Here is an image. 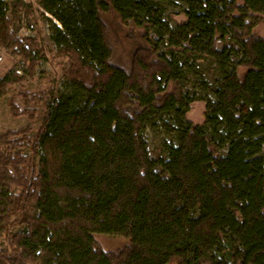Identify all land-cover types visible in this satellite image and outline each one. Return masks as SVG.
<instances>
[{
  "label": "trees",
  "instance_id": "16d2710c",
  "mask_svg": "<svg viewBox=\"0 0 264 264\" xmlns=\"http://www.w3.org/2000/svg\"><path fill=\"white\" fill-rule=\"evenodd\" d=\"M162 1L186 5L174 30L160 0H38L63 28L64 91L9 101L30 122L0 132V264H264V0ZM8 11L0 51L24 66L0 76V100L49 57ZM206 61L219 78L195 124L187 77ZM158 124L174 139L154 156Z\"/></svg>",
  "mask_w": 264,
  "mask_h": 264
},
{
  "label": "rangeland",
  "instance_id": "374dc122",
  "mask_svg": "<svg viewBox=\"0 0 264 264\" xmlns=\"http://www.w3.org/2000/svg\"><path fill=\"white\" fill-rule=\"evenodd\" d=\"M9 5L8 18L11 21L16 36L20 39H31L40 45L49 54L48 60L41 59L36 69V75L33 79L27 78L22 87L16 85L10 89L8 96L0 100V132L9 130H18L28 124L30 119L27 116L15 117L10 112L9 101L12 97L22 104L17 94L21 89H27L33 92L48 87L52 82L57 84L56 91L59 93L64 91L65 79L61 71V58L52 39L51 23L59 29H63L61 24L52 15L47 14L41 8L38 0H4ZM160 7L164 12V21H166L172 30L177 24L183 20L186 5L178 1H162ZM52 24V25H53ZM264 35V26L260 29ZM17 62V63H16ZM12 60L5 53L0 51V76L6 71L15 67L16 63L22 70L24 61L21 58ZM19 75H23V70ZM219 78L214 70V65L210 61L204 62L195 71L187 77V89L192 91L197 100L192 104L191 111L187 114V118L195 123L202 124L206 111L205 100L214 99L211 92L204 91L202 87L205 83L212 85ZM42 108L39 109L38 115L33 120V133L35 134L43 122ZM170 118H167L168 121ZM145 136L149 145L150 152L154 156L164 154L165 145L174 139V135L168 132L162 124H158L155 130L146 129ZM28 156V154H27ZM99 244L106 251L116 250L126 244L123 238H113L107 236H99L97 238Z\"/></svg>",
  "mask_w": 264,
  "mask_h": 264
},
{
  "label": "built area",
  "instance_id": "2783aa9c",
  "mask_svg": "<svg viewBox=\"0 0 264 264\" xmlns=\"http://www.w3.org/2000/svg\"><path fill=\"white\" fill-rule=\"evenodd\" d=\"M19 73H21V71H19Z\"/></svg>",
  "mask_w": 264,
  "mask_h": 264
}]
</instances>
